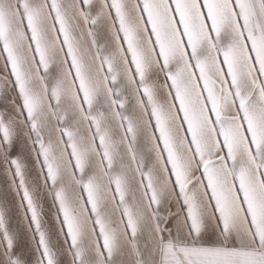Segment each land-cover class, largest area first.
<instances>
[{
    "label": "snow or ice",
    "instance_id": "snow-or-ice-1",
    "mask_svg": "<svg viewBox=\"0 0 264 264\" xmlns=\"http://www.w3.org/2000/svg\"><path fill=\"white\" fill-rule=\"evenodd\" d=\"M0 264H264V0H0Z\"/></svg>",
    "mask_w": 264,
    "mask_h": 264
}]
</instances>
